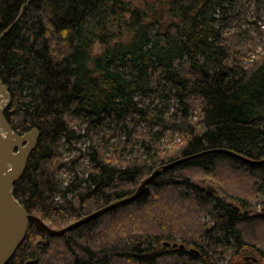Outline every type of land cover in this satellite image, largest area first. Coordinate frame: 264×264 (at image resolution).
Returning a JSON list of instances; mask_svg holds the SVG:
<instances>
[{
  "label": "trees",
  "instance_id": "1",
  "mask_svg": "<svg viewBox=\"0 0 264 264\" xmlns=\"http://www.w3.org/2000/svg\"><path fill=\"white\" fill-rule=\"evenodd\" d=\"M27 1L0 0V34L11 27L0 42V79L11 128L39 132L15 185L29 214L59 229L132 196L156 170L199 156L163 169L138 200L61 236L30 223L7 264H257L243 254L251 248L264 258L256 249L264 209L254 213L248 195L264 192V163H253L264 160V53L240 65L224 44L236 0ZM165 98L176 104L169 116L155 104ZM142 120L180 142L148 156L109 149L119 133L152 151ZM80 142L90 145L63 162L61 145ZM195 173L239 175L249 187L226 190L234 203Z\"/></svg>",
  "mask_w": 264,
  "mask_h": 264
},
{
  "label": "rangeland",
  "instance_id": "2",
  "mask_svg": "<svg viewBox=\"0 0 264 264\" xmlns=\"http://www.w3.org/2000/svg\"><path fill=\"white\" fill-rule=\"evenodd\" d=\"M131 1L135 6H140V1L138 0H127ZM228 19L223 24V39L224 44L230 48L232 52V58L240 65L251 64L264 53V0H236L234 6L228 11ZM124 42L127 41L128 36L124 34ZM102 52V48L99 44L95 46V53L99 54ZM241 58V59H240ZM149 100H144V104H148ZM155 104L159 105L165 112L166 116L170 115V111H174L176 106L175 101L172 99L165 98L163 100L157 99ZM197 108L195 107L192 115H197ZM138 131L146 133L153 147L151 151H146L144 147V141L139 138H133L131 140L123 139V134L113 133V136L109 140V149L113 150L117 147H122L125 155H138L144 154L146 156L149 153H154L156 147L162 149H168L171 151L174 146L180 142L179 134L173 133L169 130H158V127L146 120H142L138 127ZM24 134V133H23ZM90 145V142H80L71 145H66L63 143L58 150V153L62 155L63 162H69L71 159H76L80 157L81 151H85ZM147 146V145H145ZM109 152V151H108ZM110 154V153H109ZM70 165V164H69ZM68 165V166H69ZM88 161L82 163L81 169L86 170L88 168ZM86 172V171H85ZM221 178L219 180H213L211 178L203 177L201 174L195 173L193 175L195 181L199 183L205 189H213L217 196L228 198L231 202L238 203L234 201L233 198L229 196L227 189L231 191H236L240 188L248 189L249 182L247 179L242 178L239 175L232 174V177L227 175V173H221ZM227 178H226V177ZM61 179L64 181L66 186L71 181V174L67 171V167H64L60 174ZM223 181V183L221 182ZM223 185V187H222ZM139 186L136 188L135 192ZM249 198L252 199V210L254 213L257 211L261 212L264 209V192H253ZM73 220H69L65 225L61 226V230L66 226L73 224ZM48 225V224H47ZM257 238L261 241V247L264 245V229L258 230ZM259 252L264 253V246L260 249L256 248ZM246 257H255L257 264L264 263V258H261L259 253L255 250L247 249L243 253Z\"/></svg>",
  "mask_w": 264,
  "mask_h": 264
},
{
  "label": "water",
  "instance_id": "3",
  "mask_svg": "<svg viewBox=\"0 0 264 264\" xmlns=\"http://www.w3.org/2000/svg\"><path fill=\"white\" fill-rule=\"evenodd\" d=\"M34 0H28L31 3ZM25 4L19 13L18 19L22 16ZM11 27L0 34V42L10 31ZM10 102L8 88L0 79V264H7L14 256L16 250L26 239L30 223L38 226L49 238L50 236H61L87 222L126 204L138 200L148 189L149 184L161 174L163 169L178 165L199 155L183 158L171 165L156 170L145 179L137 191L130 197L124 198L111 205H108L93 214L61 229L56 230L47 225L39 217L29 214L15 197V185L26 171L29 158L37 146L39 132L33 129L24 134H17L7 122L4 111ZM213 152H223L244 161L250 160L227 150H212ZM253 163H264L263 161ZM169 246V244H166ZM257 262V259H255ZM264 264V263H261Z\"/></svg>",
  "mask_w": 264,
  "mask_h": 264
}]
</instances>
